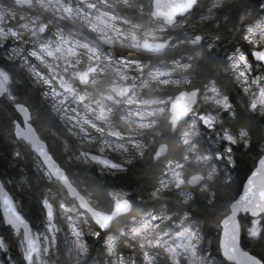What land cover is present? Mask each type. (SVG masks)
Returning <instances> with one entry per match:
<instances>
[{
	"label": "snow or ice",
	"instance_id": "1",
	"mask_svg": "<svg viewBox=\"0 0 264 264\" xmlns=\"http://www.w3.org/2000/svg\"><path fill=\"white\" fill-rule=\"evenodd\" d=\"M199 7L200 0H0V42L27 37L33 58L21 56L13 67L7 62L0 66V96L7 94L15 109L26 112L10 89L13 68L26 73L27 81L59 117L65 150L74 141L76 153L64 161L52 144L46 146L47 138L41 141L39 112L35 119L23 122V130L10 121L16 135L31 140L38 150L37 161L49 184L60 185L72 197L68 201L62 196L53 203L44 199L39 247L21 212L4 197L5 219L13 227L24 225L18 244L22 257L16 264H55L57 252L65 247L71 264H81L89 254L85 227L87 235L103 241V264H214L200 247V228L189 211L196 205L193 194L199 191L214 206L218 173L213 160L235 163L232 145L249 149L251 140L243 127L237 131L218 125L221 112L234 113L217 82L204 77L206 82L196 83L199 59L214 51L219 36L174 34L176 28L187 33V19ZM230 8L227 0H213L207 17L201 19L218 26L212 9ZM129 10H134L132 15ZM240 34L250 47L236 48L215 60L242 98H247L246 110L264 117V18L241 16ZM209 129L214 131L211 140L206 136ZM255 150L259 162L243 194L233 197L221 214L224 234L219 246L226 260L236 264H264V253L257 259L241 251V225L235 220L240 209L254 217L264 213V142ZM136 160L155 173L153 203L147 207L136 205L115 186L80 191L70 179L75 175L71 168L78 166L74 161L92 165L101 176H116ZM62 223L67 224L66 230L57 227ZM256 224L253 219L248 236H257ZM60 231H65L63 238ZM129 243L138 257L126 255L120 247Z\"/></svg>",
	"mask_w": 264,
	"mask_h": 264
},
{
	"label": "flooded vegetation",
	"instance_id": "2",
	"mask_svg": "<svg viewBox=\"0 0 264 264\" xmlns=\"http://www.w3.org/2000/svg\"><path fill=\"white\" fill-rule=\"evenodd\" d=\"M242 0H227V3L231 5V8L228 9L227 11L224 12H217L216 9H212L213 13H215L218 16L219 24L215 23H210L207 19L202 20L201 17H207L208 15V9L211 7V4L213 3V0H207L205 3V0H200L201 4L203 5V10L198 13V18L200 21H202L204 24L209 23V28H210V34L212 36H219V40L215 41V47L214 51H206L211 54H215L216 56L223 57L226 54H231L234 49L240 48L241 50H247L250 46L241 38L240 34V17L241 16H251L254 18H264V0H259L258 3L255 6H242L238 7L237 4L240 3ZM77 0H73V3H76ZM27 10V9H25ZM134 10H129L128 14L132 15ZM17 13L19 15V9L17 10ZM45 15H50L48 13H45ZM194 15H190L187 19L188 22L185 24V29L189 28L190 32L192 31V21L191 17ZM225 15L229 17V19H224ZM63 24V22H61ZM57 25L54 23L53 25H50V28L54 31L55 27ZM175 35L180 36L183 38L185 32L181 28H176L175 29ZM192 35L196 34H205V33H199L195 32L192 33ZM207 39L208 36H205ZM27 37L24 39H17V38H12L8 37L6 40L0 42V66L4 65L7 62V65L12 62V67L14 65L19 64L20 57L23 56L24 58H29V53H28V48L29 45L25 42ZM250 55V54H249ZM9 57H12L13 59L9 61ZM32 59V58H31ZM250 59H254L253 57H250ZM221 70V74L224 76L223 78H219L217 76L211 77L209 79L215 80L217 82V87L218 89L225 95H228L230 98V101L233 104V113L234 115H225L223 112L220 113V119L217 122L218 125L219 123H223L225 127H228L230 129H235L239 130L241 127L245 128L242 123H239L236 121V116L238 112V105L245 110L246 112H249L246 110V97L242 98L241 94L239 91L235 90L234 88H229V83L227 81L231 80L232 78L228 73H224L222 71V68L219 67ZM13 82L10 84V89L11 91L14 89L18 90V87L20 86L21 81L20 79H25L26 83L31 84L30 82L27 81L26 79V73L21 71L18 68H13ZM206 81H201L199 77L196 79V83L199 85L201 83H204ZM34 86V85H32ZM103 86V83H102ZM36 87V86H35ZM201 107H205L204 105H201ZM251 113V112H250ZM247 114V113H246ZM254 115H257L259 118H262L264 121V117H262L259 113H256ZM34 126V125H33ZM248 131L250 140H251V145L250 148H252V142H253V136L249 132L247 128H245ZM262 131L259 134L260 142L257 143V146L260 145L262 142H264V129H261ZM38 132V131H37ZM39 133V132H38ZM41 136V135H40ZM206 136L209 140L213 139L214 136V131L212 129H209L208 132L206 133ZM43 138V137H42ZM45 140V139H44ZM224 143H227L224 141ZM218 144L213 145V147H218ZM256 146V147H257ZM233 148V160L235 163L229 164L227 163L226 160L223 161H215L213 160L214 163L217 164V178L215 180L214 184V189L216 192V202L215 205H217V202L220 201L222 202L219 205H230L232 202V198L235 197L237 198L239 194L241 193V190L243 188V184L246 180V177L244 178L242 185L237 193L235 191H232L231 185L235 182L236 178L238 177L237 173V162L236 159L239 156L240 150L243 152H246L249 149H244L242 146L239 145H232ZM63 150L65 153H67V156L71 155L74 156L75 153V143L72 141L69 143L68 149L65 150L63 147ZM94 151V149H93ZM115 159H119L115 153L111 154ZM140 160H136L133 162V165H130L128 169L125 172L118 173L116 176H112L109 173H105L103 176H101V182H100V189L104 188L105 185L108 186H115V188L119 189L122 192L128 193L130 197H132L134 203L140 207H147L150 206L153 201L150 198V193H151V187L148 190H145L141 187H138L136 184H130V186L123 184L121 178L126 174L134 171V168L137 165ZM78 162V161H76ZM258 159L254 161L251 170L255 168L257 165ZM135 168V170H136ZM228 177H231V179H228ZM78 190L80 191H91L90 189L88 190L84 184H82V187H77ZM227 190V194L221 198L220 194ZM148 191V193H146ZM63 192H61L62 195ZM194 199L196 200V205L192 206L189 208V211L193 214V219L194 221L198 222V226L200 228V234L202 236V241H201V249L202 251L208 256L210 261H213L214 264H220L222 260V255H221V250L219 246L220 242V234H221V223L220 221L222 220V213L225 212H216L213 217L218 218L216 220L217 224L219 226L216 228L214 225H211L209 223L210 219H204L201 220L198 218V215L201 211V209L197 208L199 205L207 206V200L204 198V195L199 193L197 191L196 193L193 194ZM69 201L72 200L71 197L68 196ZM171 203L174 204V201ZM227 206V208H228ZM55 215V213H54ZM241 216H244L242 221H241ZM239 222L241 223V228H242V235H241V243L242 247L251 252L252 254L256 255L259 258V255L255 254V251L257 250L254 246L258 243H262L264 241V213H261L258 216H251L249 212L245 213H240L238 216ZM256 219L258 221V226H256L257 229V236L255 238L248 236V229H251L253 227L252 225V220ZM0 220L1 217H0ZM57 227H62L65 230L67 229V224L62 223L60 225H57ZM11 235H13L15 241H13V244L16 246L13 247L12 244H9L8 238L6 234L4 233L3 229H0V235L3 237V248L0 247V264H8L10 256L14 260V264H16L15 261H18L22 257V249L18 246L19 240L22 237L21 234H15L9 227H6ZM208 229L211 230V233L207 235ZM35 231V229L33 228ZM43 230V228H42ZM84 231L86 233L85 235V240L89 246V254L86 257L85 261H82L81 264H103V255H102V249L104 247L103 241L99 237H93L90 235H87L88 233V228L85 227ZM62 232L64 235H62ZM102 235H103V230H101ZM59 237L62 238V236H65V231H60L58 233ZM124 253L126 255L128 254H135L136 257H138L139 253L136 248L132 246V243L129 244H122L120 246ZM16 249V250H15ZM18 254V256H17ZM219 255V256H218ZM223 260H225L223 258ZM226 261V260H225ZM55 264H71L70 257L67 253V248H63L62 251L57 252L56 257H55ZM226 264H232L228 261H226Z\"/></svg>",
	"mask_w": 264,
	"mask_h": 264
},
{
	"label": "trees",
	"instance_id": "3",
	"mask_svg": "<svg viewBox=\"0 0 264 264\" xmlns=\"http://www.w3.org/2000/svg\"><path fill=\"white\" fill-rule=\"evenodd\" d=\"M258 1L259 0H242L237 6L239 8L242 6H255ZM202 10L203 5L201 4V7L197 8L196 12L191 17L192 33L210 32L209 23L204 24L197 17L198 13ZM215 57H217L215 54L205 52L199 60L200 66L197 69V73L201 81H205L204 77H224L221 74V70ZM8 66L12 67V62H10ZM20 81L22 84H20L18 90L14 89L15 87L13 88V94L17 96L18 101L25 103L30 108L32 119L36 118L38 112L42 114L43 122L38 129L39 134L43 139L47 138V144H52L57 154H63V160L67 161V153L63 150L64 141L59 132V129L62 127L59 117L56 112L51 110L50 103L40 95L37 87L26 83L25 79H20ZM227 82L229 83V88L237 90L231 80ZM43 117H46V119H43ZM10 121H13L11 116L0 104V178L13 197L20 203L21 211L30 221L32 227L37 231H42V226L39 221L42 218V198L47 196L45 195V190L62 192L61 186L58 184H49V181L44 175L41 165L37 161V157L31 150L30 146L15 138L13 124L10 123ZM236 121L242 123L243 126L249 130L253 136V142L252 148L246 152L240 150L239 156L236 159L238 177L231 185V189L232 191H235V193L239 191L244 178L250 173L254 161L258 159L255 149L257 143L260 142L259 134L262 131L261 129H264V121L262 118H259L257 115L250 112H246L239 105ZM33 125L37 128L36 124ZM53 134H55V140L53 139ZM57 141L59 142V146H57ZM17 153H19V155H17ZM138 164L137 168L135 166L136 170L134 168L132 174L128 172L121 178L122 183L128 186H130V184H136L138 187L148 190L151 187L152 178L155 173L150 170V166L147 163L139 161ZM74 165L78 166H73L71 168L72 173L75 175L70 177L77 186L81 187L79 182H83L88 190L100 189L101 175L98 171L93 169L92 165L83 164L82 161H74ZM146 193H148V191ZM226 194L227 190L223 191L220 194V197L223 198ZM54 201H56V199ZM221 203L222 202L218 201L217 205L214 206L199 205L197 208L203 209H201L198 218L201 220L213 219L216 212L221 208H225V205H219ZM243 217L244 216L240 217L241 221ZM2 229L8 238V243L12 244L13 247L16 246L13 244L15 239L13 235L9 233L10 230L6 227H2ZM210 233L211 230L208 229L207 235ZM62 235H64L63 232ZM254 247L259 250H254L255 254L258 255L264 253V241L256 244Z\"/></svg>",
	"mask_w": 264,
	"mask_h": 264
},
{
	"label": "water",
	"instance_id": "4",
	"mask_svg": "<svg viewBox=\"0 0 264 264\" xmlns=\"http://www.w3.org/2000/svg\"><path fill=\"white\" fill-rule=\"evenodd\" d=\"M0 104L7 110V112L10 114V116L12 117L13 121H15L17 124L20 125V128L21 130H23L25 128V125H24V121L25 120H29L31 118V112L29 110V108L24 104L25 108L27 109L26 112H20L18 109H15L12 105V103L10 101L7 100V96L4 94L3 96H0ZM33 128H35L33 125H32ZM16 132H17V129L14 127V134H15V137L17 139H20L26 143H28L31 147V150L36 154H38V150H36L35 148H33L32 146V141L31 140H25L22 136H18L16 135ZM37 135L40 137L41 141H44V139L40 136V134L37 132ZM46 146H47V143H46ZM43 159V157H41V160ZM259 162V161H258ZM258 162H257V165H258ZM57 163H59L57 161ZM254 169H252V171H254ZM251 175V172L249 173L248 176ZM248 176L246 177V180L243 184V188L241 190V193L239 194L242 195L243 194V191H244V185L247 183V178ZM73 186L75 187V185L73 184ZM78 190V189H77ZM239 196L236 198V199H239ZM4 197H8L9 200L12 201L13 203V207H15L18 211H20L18 205H17V201L14 199V197L12 196V194L9 192L8 188L6 187V185L4 184V182L2 181V179L0 178V212L2 214V217H3V220H4V223L6 225V227H10L13 232L15 234H18L20 232H24V225L23 224H19L17 227H13L7 219H5V216H4V204H3V201H4ZM71 197V196H70ZM72 198V197H71ZM21 212V211H20ZM245 212H249L251 216H253L252 212L251 211H244L243 209H240L236 215H235V220L240 224L239 222V219H238V216L240 213H245ZM261 213H258L256 216L260 215ZM21 215L23 216V218L25 219L26 223L28 224V227L31 231V234L34 238H37V246L39 247L40 246V240H42V237H39L38 238V232L37 231H33V228H32V225L30 223V221L26 218V216L21 212ZM241 233H242V230H241ZM223 234H224V227L223 225L221 224V234H220V239L223 237ZM0 244L3 245V237L0 235ZM3 248V246H2ZM240 248H241V251L242 252H246L248 253L249 256H256L254 254H252L251 252L245 250L243 247H242V243H241V240H240ZM221 250V255L222 257L226 260V258L223 256V249L220 248ZM257 259H259L257 256H256ZM230 263H233V264H236V261L233 260V261H229Z\"/></svg>",
	"mask_w": 264,
	"mask_h": 264
},
{
	"label": "rangeland",
	"instance_id": "5",
	"mask_svg": "<svg viewBox=\"0 0 264 264\" xmlns=\"http://www.w3.org/2000/svg\"><path fill=\"white\" fill-rule=\"evenodd\" d=\"M188 22V21H187ZM187 29V33H185V34H191V32L189 31L190 29L189 28H186ZM184 34V35H185ZM202 58V56L200 57V59ZM26 59H31V57H29V58H26ZM33 59V58H32ZM199 59V60H200ZM7 111V110H6ZM82 184H83V182H79V185L82 187ZM45 195H47V196H45L44 198H42V205H43V201H44V199H48L49 200V202L50 203H53V201L56 199V202H58L60 199H61V197L62 196H66V199L69 201V199H68V196L66 195V194H64V193H62V195H61V191L60 192H55V191H50V190H45ZM18 205H19V208L21 209V207H20V203L18 202ZM228 205H226L225 206V208H222L219 212H224V210L226 209V207H227ZM55 208H56V204L54 203V213H55ZM44 215L46 216V210H45V213H44ZM218 218H213V219H211L210 221H209V223L211 224V225H214L216 228L219 226V224H217V222H216V220H217ZM258 221H257V224H256V226H258ZM2 227H4V225H3V222H2V220H0V229H2ZM201 246V245H200ZM16 262V261H15ZM8 264H14V260L11 258V256H10V259H9V262H8Z\"/></svg>",
	"mask_w": 264,
	"mask_h": 264
}]
</instances>
